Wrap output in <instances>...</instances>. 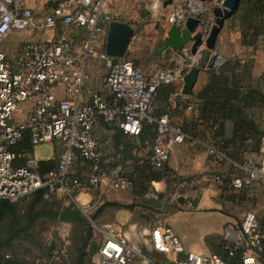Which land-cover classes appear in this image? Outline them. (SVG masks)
Here are the masks:
<instances>
[{
    "label": "built area",
    "instance_id": "obj_1",
    "mask_svg": "<svg viewBox=\"0 0 264 264\" xmlns=\"http://www.w3.org/2000/svg\"><path fill=\"white\" fill-rule=\"evenodd\" d=\"M167 0H144L154 16L159 17ZM177 0H171V3ZM166 15L168 23L184 26L189 15H196L195 2ZM116 0H59L49 11H37L27 0H0V198L13 202L46 189L55 196H74L86 182L98 185L108 177L100 163V143L95 124L103 121L115 125L125 134L136 136L145 120L156 124V135L147 143L150 164L162 169L168 163L174 143L187 140L200 142L210 156L227 158L221 149L202 139H193L172 120L171 112L153 115L154 99L161 84L183 82L194 63L158 67L146 75L124 57L110 56L106 42L110 21L108 13ZM218 4L222 0H217ZM30 30L52 36L27 40L12 55L2 47L3 41L15 31ZM94 60L103 63L106 73L103 89L91 91L87 80ZM216 63V64H215ZM222 61H214L221 65ZM190 95L178 88L170 96L174 108L189 105ZM26 104V106H25ZM29 130L34 148L56 142L59 151L55 168L42 173L38 161L15 150L24 132ZM77 159L91 164V174L83 179L75 173ZM234 162V161H233ZM236 174L225 178L216 175L221 187L231 188L246 200H255L264 191V136L257 153L242 163L234 162ZM115 189L131 187L130 180L117 172L111 181ZM90 204L82 210L100 233L102 243L96 264H163L150 254L133 246L115 226L97 224L89 214ZM229 254L243 247L242 264H264V214L249 211L236 226L224 227ZM153 247L164 253L167 264H229L214 252L201 253L185 248L182 239L169 224L150 229ZM63 249L54 255L61 256ZM60 258V257H59Z\"/></svg>",
    "mask_w": 264,
    "mask_h": 264
},
{
    "label": "crops",
    "instance_id": "obj_2",
    "mask_svg": "<svg viewBox=\"0 0 264 264\" xmlns=\"http://www.w3.org/2000/svg\"><path fill=\"white\" fill-rule=\"evenodd\" d=\"M189 2L190 0H177L164 7L161 18L157 19V21L161 23L160 27L159 25H155L156 29L160 28L162 31V45L158 46L156 51L151 54L149 61L160 59L162 63L166 64V66L163 67H172L190 62L194 63L193 66H200L201 69L198 74V79L194 86V93H196L208 81V69L211 67L209 66L210 62H217L220 60L223 63L229 59L238 58L242 64V68L238 71L242 75L245 85L260 89L264 92V40H261L257 47L249 46L244 40L248 29L242 30L234 28L230 25L228 19H226L218 35L216 50L212 51L205 45H201L196 54L191 53V45L178 51L164 42V37L168 35V30L171 27V24L167 21L166 15L177 8H185ZM215 2L216 0L214 2H195V6L198 10L195 16H200L202 12L208 10ZM52 34V31L47 33H35V39L32 40H40L47 36H52ZM133 37L127 52L132 49ZM127 52L125 55L126 57H128ZM102 69L103 63L99 60H94L90 69V78L87 80V88L89 90L99 91L103 89ZM155 69L148 72L146 75L152 73ZM171 84H174L177 88L183 86V82ZM196 105L197 104L193 101L187 108L180 112L173 110L171 112L173 122L181 124L185 119L193 116L196 111ZM117 130L115 125L107 124L101 120L98 121L94 127V132L100 143V163L108 171V177L101 181V183L92 185L86 182L74 196H55L48 193L46 189H39L17 200V202L15 201V204L20 207L19 209L22 208L21 211H19L22 214L33 209L35 206H42L45 208L41 212H36L40 216L27 229V232L32 230L37 233L42 230L44 226H47L52 231H57L59 228L67 226L72 230V233L68 237V241L60 245H51L49 249H46L43 245L34 247L27 241L26 236L15 238L11 245L16 247L24 245L25 247L18 248L25 250L26 255L27 249H31L33 253H38L37 255L40 256L36 262L30 259L31 262L25 260L21 261L30 264H96L102 237L100 233L93 228L92 223L91 226L93 229H90L87 223L86 218L88 219V217L82 210L83 205L86 204L91 205V209H89L88 212L97 224H112L118 230L122 231L133 246L150 254L163 264L168 263L166 255L157 251L150 240V229L154 225L170 224L180 236L185 248L188 250L201 253L211 252L206 238L216 232L223 233L224 229L222 226L219 228L208 225L203 227L189 225L194 214L209 212L207 211L206 196L199 197L198 207L195 209H181L179 211L181 212L180 214H169L164 204L165 197L162 198L161 196L169 189L165 179L152 182L148 191L143 195L134 194L131 187L119 190L112 187V179L115 174L118 171L121 172L122 169L120 166L116 167V163L121 158L120 153L116 150L115 134ZM231 132L232 123L229 122L227 124V134L230 135ZM44 145L50 146V153H47L43 157H37L35 155L36 148H34V152L31 156L38 161V166L41 160L48 161L58 159L59 151L57 143L49 142ZM146 154V148L138 150L139 156L145 157ZM221 159L223 158L210 156L200 142L187 140L183 143L173 144L171 156L166 165L172 173L181 177L180 179L185 183V179L196 177L197 175L195 174L201 169L215 166L226 171L227 163L223 164ZM74 170L75 173L83 179H87L92 172L90 162L83 159H77ZM121 174L123 173L121 172ZM263 195L264 191L260 192L257 198ZM116 203H119V205ZM53 204H57L62 212H53L51 208ZM75 210L80 211L85 221L79 222L74 219L64 220L52 215L55 213H72ZM88 222L91 221L88 219ZM76 227L79 229L78 233L74 231ZM57 248L65 249V253H62L60 259L54 256V251ZM4 255L6 259H11L13 257V253L10 249L6 250Z\"/></svg>",
    "mask_w": 264,
    "mask_h": 264
},
{
    "label": "trees",
    "instance_id": "obj_3",
    "mask_svg": "<svg viewBox=\"0 0 264 264\" xmlns=\"http://www.w3.org/2000/svg\"><path fill=\"white\" fill-rule=\"evenodd\" d=\"M228 21L234 28L248 29L244 40L249 46L257 47L259 42L264 40V0H241L239 10L229 17ZM241 68L242 64L238 58L229 59L219 66H211L208 69L209 78L207 83L189 97V105L193 101L197 104L195 114L178 124L193 139L207 141L225 153L227 158L221 159V162L223 164L227 163L229 177L238 172L234 162L242 163L247 156L257 153L264 136V125L257 118L254 111L257 108L264 109V92L245 85L244 79L238 71ZM177 89V86L171 83L158 86L154 99L153 115L156 116L173 110L180 112L189 106L187 105L183 109L172 106L170 96ZM229 122L232 123L230 135L227 134V124ZM155 135L156 124L149 120L143 122L142 130L136 136L125 134L120 129L115 134L116 150L121 155L116 167L120 166L122 168L121 172L130 180L131 189L137 195L145 194L152 182L163 179L159 173L160 170H165V173L171 171L166 167L167 165L162 169L154 168L149 162L148 152L145 157L138 155V150L146 148L147 143L153 141ZM15 150L23 154L18 159L19 164H25L26 159L32 156L34 147L29 130L24 132L22 139L15 146ZM57 164L58 159L41 160L38 169L45 173L55 168ZM230 190L233 189L230 188ZM116 204L119 205V203ZM52 215L64 220L85 221L78 210L69 214L55 213ZM39 216L32 209L22 214L15 202L0 198V221H7L8 223L4 228L10 232L8 242L21 235H26L27 229ZM19 224L24 225L18 231H14V227ZM206 241L211 251L225 258L229 264H242L243 247H236L234 255L231 256L229 254V242L225 239L221 242L218 234L209 235ZM4 256V254H0V262L30 264L18 259H6Z\"/></svg>",
    "mask_w": 264,
    "mask_h": 264
},
{
    "label": "rangeland",
    "instance_id": "obj_4",
    "mask_svg": "<svg viewBox=\"0 0 264 264\" xmlns=\"http://www.w3.org/2000/svg\"><path fill=\"white\" fill-rule=\"evenodd\" d=\"M58 1L59 0H27V3L37 11L46 12ZM161 16L162 15H159V17L154 16L147 8L144 0H116L108 13L110 22L123 21L133 25L131 26L135 29V36L133 37L134 40L132 49L130 50L131 52L129 51L127 54L133 63L145 74L155 68L166 66L160 59L149 61L151 54L156 51L158 46L162 45V31L160 28H155V25H159L160 27L161 23L157 21V19L161 18ZM32 39H35V33H32L30 30L15 31L3 41L1 47L12 55L20 48L22 42ZM105 73L106 70L103 68L101 76L104 77ZM254 111L257 118L264 125V109L257 108ZM202 147L206 149L203 144ZM47 153H50L49 145L41 144L36 147L35 155L37 157H43ZM166 167L169 168L168 166ZM160 171L159 173L163 179L166 180L167 186L169 187V189L161 195L162 198L165 197L164 204L169 214H180L181 212L179 211L181 209L192 210L198 207V204L194 207L190 202L182 204L178 200V197L181 195L191 197L206 196L207 211L209 212L194 214L189 223L191 226L203 227L208 225L219 228L222 226L224 229L228 224L236 226L249 211L257 213L259 216L264 214V195L255 200L248 201L236 191L230 190L228 187H221L216 183L215 176L220 174L223 177H229L228 170L223 171L215 166L201 169L195 174L197 175L196 177L185 179V183L180 179L181 177L171 171H168V173H165L166 171L163 169ZM86 220L90 229H93L91 222H88L87 218ZM71 233L72 230L68 226L61 227L57 231H52L47 226H44L42 230L36 233V236L40 237L45 248L49 249L51 245H60L68 241V237ZM214 234H218L221 242H223V233L216 232L211 235ZM18 247L23 248L25 246L19 245ZM57 249H63L65 253L64 248ZM37 254L33 253L31 249H27V257L31 261L36 262L40 258ZM54 256L57 259L59 257L61 258V256L58 257V255Z\"/></svg>",
    "mask_w": 264,
    "mask_h": 264
},
{
    "label": "water",
    "instance_id": "obj_5",
    "mask_svg": "<svg viewBox=\"0 0 264 264\" xmlns=\"http://www.w3.org/2000/svg\"><path fill=\"white\" fill-rule=\"evenodd\" d=\"M201 2H214L215 0H200ZM171 0L165 1V4ZM241 0H222L201 13L200 16H187L184 26L178 24L171 25L168 35L164 37V42L170 47L180 51L191 45V53L196 54L201 45L215 51L218 35L221 32L226 19L234 15L240 8ZM135 34V29L127 22L114 21L110 23L106 42V52L110 56L124 57ZM214 61L209 66H213ZM200 66H193L183 77L182 91L185 94L193 95L194 86L198 79ZM178 200L182 204L191 203L197 206L199 196L191 197L181 195ZM0 264H6L5 261Z\"/></svg>",
    "mask_w": 264,
    "mask_h": 264
},
{
    "label": "flooded vegetation",
    "instance_id": "obj_6",
    "mask_svg": "<svg viewBox=\"0 0 264 264\" xmlns=\"http://www.w3.org/2000/svg\"><path fill=\"white\" fill-rule=\"evenodd\" d=\"M19 208L20 207H18V210L21 211L22 208L21 209H19ZM51 208H52V211L53 212H62L59 209V206L57 204H53L51 206ZM44 209L45 208H43L42 206L41 207L40 206L39 207L38 206H35V207H33L32 211H34V212H41ZM67 214H69V213H67ZM7 224H8L7 221H4V222L0 221V254L3 255L6 250L10 249L11 252L13 253V257L12 258L14 260H17V259L19 260L20 259V260H25V261L31 262L28 259L27 255L25 253V250H21L18 247L11 245L12 242H13V240H15V239H13L12 241L8 242L9 237H10V232H8V231H6L4 229ZM22 225H24V224L16 225L14 227V231H18L19 228L22 227ZM74 231H75V233H78L79 232V229L76 227V229ZM21 236H26L27 241L30 244H32L34 247H37L39 245H43L42 239L40 237L36 236V233L34 231H32V230H30L29 232H27L26 235H21ZM9 243H10V245H9Z\"/></svg>",
    "mask_w": 264,
    "mask_h": 264
}]
</instances>
